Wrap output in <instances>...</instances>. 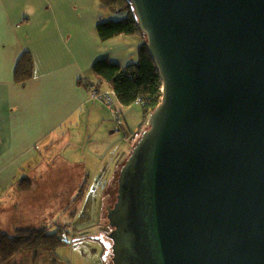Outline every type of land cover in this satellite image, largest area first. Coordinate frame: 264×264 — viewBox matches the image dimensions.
Returning <instances> with one entry per match:
<instances>
[{
    "label": "water",
    "instance_id": "95a60500",
    "mask_svg": "<svg viewBox=\"0 0 264 264\" xmlns=\"http://www.w3.org/2000/svg\"><path fill=\"white\" fill-rule=\"evenodd\" d=\"M162 82L122 164L113 264H264V0H128Z\"/></svg>",
    "mask_w": 264,
    "mask_h": 264
},
{
    "label": "crops",
    "instance_id": "0c3cea01",
    "mask_svg": "<svg viewBox=\"0 0 264 264\" xmlns=\"http://www.w3.org/2000/svg\"><path fill=\"white\" fill-rule=\"evenodd\" d=\"M110 18L98 0H0V231L5 234L63 221L73 225L85 207L89 180L113 186L134 137L148 127L142 106L124 107L120 101L123 125L118 126L108 106L92 101L83 84L95 81L92 66L98 60L126 66L138 58L140 39L100 40L97 23ZM26 52L33 58V77L20 84L15 72ZM101 90L112 89L105 85ZM84 122L89 129L83 137L78 128ZM85 140L95 144L84 152ZM108 155L114 159L113 167L105 168L107 173L114 169L109 179L107 173L99 176ZM74 156L82 158L79 164L70 162ZM46 161L53 165L44 169ZM41 170L64 171L63 187ZM81 188L82 199L75 203ZM98 230L87 238L98 242L108 259L112 227L101 222Z\"/></svg>",
    "mask_w": 264,
    "mask_h": 264
},
{
    "label": "trees",
    "instance_id": "16d2710c",
    "mask_svg": "<svg viewBox=\"0 0 264 264\" xmlns=\"http://www.w3.org/2000/svg\"><path fill=\"white\" fill-rule=\"evenodd\" d=\"M98 1L101 7L111 13L124 15L122 19L117 21L110 19L97 23L96 28L100 40L106 42L122 35L140 39L138 58L135 62L126 66L107 58L98 60L92 66L95 81H83V84L88 89L95 88L99 91H105L101 88L107 85L115 91L121 105L124 107L136 105L138 97H142V114L144 118H148L161 102L162 82L158 69L148 51L146 35L139 29L134 9L128 0ZM32 77L33 58L30 53L26 52L17 64L15 80L17 83L25 84ZM120 113L123 116L121 111ZM22 186L24 185L22 184ZM27 188V186L23 187V189ZM83 191V188H81L75 203L82 199ZM70 244V231L67 226L53 225L51 228L18 230L13 236L0 231V264H41L42 260L35 262L36 256L41 257V253H45V255L49 254L47 259H54L51 256L52 252H56L58 248ZM28 252L34 253L32 261L26 262L23 260L18 262L14 259L15 256ZM55 257H57L56 253ZM12 259L15 262L11 263ZM63 264L69 263L65 262Z\"/></svg>",
    "mask_w": 264,
    "mask_h": 264
},
{
    "label": "rangeland",
    "instance_id": "374dc122",
    "mask_svg": "<svg viewBox=\"0 0 264 264\" xmlns=\"http://www.w3.org/2000/svg\"><path fill=\"white\" fill-rule=\"evenodd\" d=\"M123 17H124V15H122V14L111 13L110 19L117 21V20L122 19ZM92 126H93V124H91V127ZM78 129H80V131H81V136L84 137V135L87 134V131L89 129V125L86 122H84V124L79 125ZM139 137H140V134L135 136L131 145L135 146L139 140ZM87 142H88V140H85L83 143V146H82V149H84V152L86 150L85 146H87V150H89L92 147H94L93 145L95 144L94 142L90 141L89 144H91L92 146L89 147L88 146L89 144ZM131 145L129 147H127L125 150L129 151L131 149ZM117 149H119V147L116 148V151H117ZM41 153L43 155L44 151H42ZM53 155L54 154L51 153V157ZM129 155H126L125 158H123V162L125 160H127ZM80 156H82V150H81ZM44 159H46V157L45 158L43 157V159L40 162L41 164L43 163ZM69 160L71 163L75 162V161L78 163V162H81L82 158L79 156H74ZM113 161H114L113 157H111V155L110 156L108 155L107 160L103 164V168L101 169L102 172H100V175H99L100 177L104 176V174L107 173V172H105L106 167H108V168L113 167ZM46 163H47V161H46ZM52 165L53 164H51V163L50 164H48V163L43 164L44 169L47 167H50ZM38 167H40V166H38ZM91 171H88V173L93 174L94 170L91 169ZM113 172H114V169H112L111 171H109V173H107L108 179L110 177H112ZM41 173L44 175V177H45V175H48L50 177V179H49L50 182L57 184L59 186V188L63 187V183L61 182V180H62L63 174L65 173L64 171H62V170H50V171L44 172L43 170H41ZM114 182H115V184H114ZM85 193L86 194H85L84 198L86 197V202L84 201V203H83V205L85 204V207L82 209V213L80 215L79 220L77 221V219H76L75 223H73V225H70V224L64 225V221L62 222V224H60V223L56 224L57 226H67L68 227V229L70 231L71 244L64 246V247H61V248H58L56 252H52L51 256L54 257V259H47L49 254L45 255V253H41V257L36 256L35 262H37L38 260H40V261L42 260L41 264H57V263L63 264L65 262H68L69 264L70 263L71 264H113L112 249L110 251V256L108 257V259L104 258L100 244L98 242H94L91 238H87V236H88L87 233L99 231L98 230L99 224H101V222L105 223L107 226L110 227V225H109L110 222L108 219V207L112 208L114 206V204L116 203L117 194H118V180L115 179L113 181V186L112 185L108 186V183H106L105 185L99 184L98 181H93V179H90L88 184H87V188L85 190ZM77 205H75V206H77ZM79 205L77 206V208L79 207ZM72 214L74 215L73 204L72 205L70 204L69 209L67 211V216L69 215L71 217ZM93 219H95V220H93ZM68 221H70V218L68 219ZM68 223H70V222H68ZM51 227H53V226H51ZM51 227H48V228H51ZM85 227H87V228H85ZM40 229H42V228H40ZM18 230H25V229H18ZM18 230H16V231H18ZM30 230H33V229H30ZM13 235H10V236H13ZM107 240L109 241V239H107ZM55 253H56L57 257H55ZM33 255H34L33 252H28V253L21 254L19 256H15L14 259L18 262L23 261V260H25L26 262H30L33 259ZM56 258H59L60 260L56 259ZM14 259L11 260V263L15 262ZM55 259H56V261H55Z\"/></svg>",
    "mask_w": 264,
    "mask_h": 264
},
{
    "label": "built area",
    "instance_id": "2783aa9c",
    "mask_svg": "<svg viewBox=\"0 0 264 264\" xmlns=\"http://www.w3.org/2000/svg\"><path fill=\"white\" fill-rule=\"evenodd\" d=\"M90 99L92 101H103L112 113V117L118 124V126L123 125V116L117 108V104H119V99L114 90L108 91H99L98 89L91 88L90 90ZM136 105L143 106L142 97H138L136 100Z\"/></svg>",
    "mask_w": 264,
    "mask_h": 264
}]
</instances>
